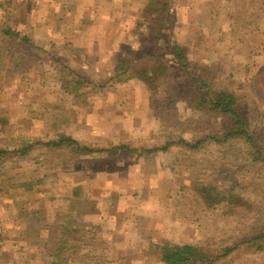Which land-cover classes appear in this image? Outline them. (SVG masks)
<instances>
[{
	"label": "rangeland",
	"instance_id": "obj_1",
	"mask_svg": "<svg viewBox=\"0 0 264 264\" xmlns=\"http://www.w3.org/2000/svg\"><path fill=\"white\" fill-rule=\"evenodd\" d=\"M109 1L103 6L98 0H83L78 6V15H88L89 22L96 14H105L109 24L104 31L107 27L114 31L116 23L124 28L123 36L113 33L105 37L102 32L100 44L105 37L110 41L108 46L114 45L105 53L98 48H66L65 39L44 33L38 16L41 7L0 0V30L11 28L29 37L37 47L9 37L0 41V48L6 47L10 50L7 55L12 56L0 61V115L33 139L69 135L81 143L103 147L119 141L134 148L160 146L167 140L177 144L140 157L117 152L78 162L63 157L53 162L48 155L44 158L47 162H36L41 152L33 151L24 160L0 163V204L16 202L11 200L14 194L7 196L15 188H25L32 200L51 188L58 178L47 177V172L44 176L43 167H54L52 163L66 161L64 165L71 167L124 171L112 183L127 191L110 194L107 202L112 208L124 204L125 209L137 211L141 222L147 220L146 225L131 226L137 233L128 235L134 240L132 248L150 253L142 254L139 261L156 264L153 249L166 243L197 244L203 247L202 253L213 255L240 233H247L244 228L250 231L256 220H264V169L258 171L247 147L235 140L206 144L196 151H189L180 142L203 135L220 137L232 126L227 117L193 101L198 84L191 79L201 76L212 91L226 90L238 98L241 118L264 151V0ZM148 8L152 13L145 12ZM38 20L39 26L31 25ZM162 21L164 28L158 31L156 22ZM83 34L78 38L84 39ZM172 40L182 45L190 65L189 79L178 68L157 70L171 65L164 62L170 59L167 56L156 60L161 65L154 66L141 58L136 69L144 80L133 77L108 87L119 59H133L153 46L165 49ZM62 76L67 82L65 88ZM78 78L85 82L75 86ZM63 90H72L75 97ZM62 214L70 215L68 209ZM129 216L128 211L126 218ZM205 240L208 247L203 245ZM250 251L238 247L228 258H216L214 264H264L260 254L255 257ZM133 253L127 250V261Z\"/></svg>",
	"mask_w": 264,
	"mask_h": 264
},
{
	"label": "trees",
	"instance_id": "obj_2",
	"mask_svg": "<svg viewBox=\"0 0 264 264\" xmlns=\"http://www.w3.org/2000/svg\"><path fill=\"white\" fill-rule=\"evenodd\" d=\"M156 6V1L153 2ZM153 3H148L147 6H151ZM164 4H162L163 6ZM153 5L151 7H154ZM148 13H152L147 11ZM161 14V11H157ZM164 21L156 22L160 31L164 28ZM136 26H141V23L135 21ZM149 28V26H147ZM134 32H130V36H133ZM15 38L23 42L29 47L36 49L37 47L26 35H20L18 32L12 30L11 28H2L0 30V41L4 42L3 38ZM148 37V36H147ZM155 42L157 41L154 39ZM153 40V41H154ZM157 43V42H156ZM167 48H160L158 46H153L148 51H140L136 54L133 59L129 57H123L119 59L115 64L116 74L110 79L108 87H112L115 84H120L131 78H137L141 81L144 80V75L137 71L140 63L138 60L145 58L146 62L151 65L159 64L156 60L163 61L166 56L170 59L164 62H170V66L162 65V67L157 70H168L181 69L184 70L187 78L189 79L190 65L184 53H182V45L175 41H169ZM9 49L0 48V61L7 56L9 60L12 59ZM137 61H136V60ZM177 61L175 64L174 61ZM173 64V65H172ZM161 65V64H159ZM153 66L151 69L153 70ZM126 74V76H125ZM121 76H125L121 79ZM65 79V77H60ZM84 79L78 78V81H74L75 86L82 85ZM85 82V81H84ZM193 84L198 86L195 90L196 93L193 97V101L202 103L208 107V110L219 115L228 118L229 123L232 125L231 128L225 131L220 137L203 135L201 138H192L189 141L181 139V143L189 148V151L199 150L202 146L210 143L222 144L235 140V143L241 142L247 147L248 157H250L251 162L256 164L258 171H263L264 169V151L254 139V135L251 134L241 118V114L238 110L239 101L233 94L227 92L226 90L212 91L210 86L198 76L197 79H191ZM66 79L61 81L62 88L66 86ZM86 84H88L86 82ZM106 81H103L102 85H105ZM204 89L200 93V90ZM65 90V89H64ZM65 94H71L75 97L72 90L64 91ZM9 139V140H8ZM0 163L4 161H21L28 156L32 155L33 151H40L38 159L36 162H47L44 158L48 155L54 160L63 157L68 158V161L73 159H83L92 156H98L104 154L105 156L115 155L117 152L124 153H135L136 157H140L143 154H150L155 151H166L169 146L176 145L174 141L167 140L160 146L155 147H130L124 141H119L117 144H110L108 146L93 145L90 143H80L73 137L69 135H61L55 139L41 140L33 139L32 137L24 134L21 130H18L13 125L9 124L8 120L0 115ZM239 151V150H238ZM53 155V156H52ZM234 157V156H232ZM44 160V161H43ZM65 162L52 163L53 166H63ZM9 187V186H8ZM7 187V188H8ZM264 216V212L261 213ZM264 219V217H263ZM247 233H240L235 241L228 242L223 245L217 251H214L213 255L210 253H202L200 248H203L197 244H162L156 250L157 258L162 264H214L215 259H225L228 258L234 250L238 247L245 246L252 250L253 256L256 257L260 254V257L264 259V220H256L250 231ZM203 245L208 247L206 240ZM107 246L104 239L101 236V231L97 226H80L72 219L68 214L61 215L56 222L53 224V229L47 242L45 243V260L44 264H105L109 262L107 258ZM106 254V255H105ZM258 257V255H257Z\"/></svg>",
	"mask_w": 264,
	"mask_h": 264
},
{
	"label": "crops",
	"instance_id": "obj_3",
	"mask_svg": "<svg viewBox=\"0 0 264 264\" xmlns=\"http://www.w3.org/2000/svg\"><path fill=\"white\" fill-rule=\"evenodd\" d=\"M98 1L103 3V6H107L105 3L110 2L109 0ZM81 2L83 3V0H41L39 11L42 15L38 16L41 17V27L45 28L44 33L65 39L62 42L66 44V48L72 46L71 48H83L82 50L87 51L98 48L105 53L108 49H114V45L108 46L110 41L105 37L113 33L123 36L124 28L116 23L117 27L114 31H109L108 27L104 31L105 26L109 24L105 14H96L95 20L89 22L88 15H78L81 13L78 11ZM121 12L124 14L127 11ZM126 14L129 16L128 13ZM37 22L33 21L31 25L39 26V20ZM119 28L120 31H118ZM128 29L129 27H125V30L128 31ZM102 32L105 33V37L100 44ZM80 34L85 35V38L79 39ZM79 43H81L80 46ZM45 167L47 166L43 167L44 176L47 172V177L58 178L57 183H54L51 188L33 200L30 192L25 188H15L12 189L13 191L9 190L7 196L10 197V193L14 194L13 198H10L13 199L12 202H16L13 205L12 203L11 205L0 204V264H44L45 243L51 234L53 224L66 209L78 225L99 227L107 246L106 254L109 262L105 264H146L138 259L142 257V254L150 255V253L138 252L135 247L132 248L134 240L131 241L128 235L137 233L136 230L131 229H135L134 226L137 225H146L147 220L141 222L137 211L125 209L127 207H124V204L112 208L107 202L110 194H122L125 193L123 191H127L112 183L114 179L121 177L124 171L117 173L108 172L105 169L96 171L88 166ZM75 180L80 182L77 183ZM53 192L55 193L51 195ZM128 211L130 216L127 219ZM130 217L134 218V222H129ZM147 241L148 245L150 241L148 239ZM129 249L134 253L132 259L127 261L125 257L129 255L127 254ZM153 251L157 253L155 248ZM156 264H162L158 258Z\"/></svg>",
	"mask_w": 264,
	"mask_h": 264
},
{
	"label": "built area",
	"instance_id": "obj_4",
	"mask_svg": "<svg viewBox=\"0 0 264 264\" xmlns=\"http://www.w3.org/2000/svg\"><path fill=\"white\" fill-rule=\"evenodd\" d=\"M19 3L28 5L30 7L36 8L40 5L41 0H16Z\"/></svg>",
	"mask_w": 264,
	"mask_h": 264
}]
</instances>
